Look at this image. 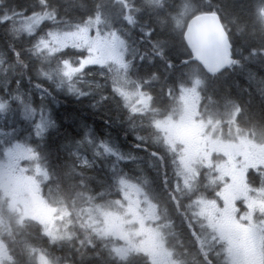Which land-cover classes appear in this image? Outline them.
<instances>
[{"label":"clouds","instance_id":"1","mask_svg":"<svg viewBox=\"0 0 264 264\" xmlns=\"http://www.w3.org/2000/svg\"><path fill=\"white\" fill-rule=\"evenodd\" d=\"M37 2L39 9L32 13L38 19L32 29L33 74L42 81L37 87L87 98L89 106L105 116V103L110 101L115 124L124 129V137L133 138L135 151L122 152L114 139L95 137L90 142L99 139L107 152L115 151L130 165L110 169L108 179L97 181L99 190L91 183L97 179L94 173L81 169L82 164L92 169L94 162L69 152L67 160L53 164L47 141L59 128L54 119L37 132L40 139L31 149L33 157L13 163L9 148L0 152V246L8 251L0 264H33L22 241L35 237L36 228L40 237H50L49 244L67 245L63 264H133L137 259L142 264H249V251L258 257L257 264H264V210L253 216L233 206V214L249 221V240L243 247L198 213L189 222L186 213L200 199L215 198L217 185L210 181L212 172L203 159H189L185 149H178L157 126L158 120L195 121L209 142L215 138L264 148V0H250L243 12L234 0H154L152 23L138 21L135 13L141 7L131 0H105L103 8L85 7L72 15L58 0ZM116 4L121 7L114 8ZM206 21L217 28L215 46L222 62L216 68L195 57L187 39L194 23ZM133 30L143 33L139 41L132 38ZM84 31L91 36L88 43L77 39ZM145 40L155 52L152 59L159 57L169 70L163 79L156 72L145 80L133 79L139 44ZM15 55L19 58V51ZM177 68L173 83L168 76ZM237 70L247 81L244 100L231 86L221 87V81ZM91 131L86 130L85 141ZM28 177L56 209L54 235L25 209ZM108 209L120 214L128 239H114L105 231L103 212ZM178 216L184 217L183 224ZM151 236L158 240V254L142 250L141 241ZM132 245L128 257L117 254L116 249ZM54 264H59L58 257Z\"/></svg>","mask_w":264,"mask_h":264},{"label":"trees","instance_id":"2","mask_svg":"<svg viewBox=\"0 0 264 264\" xmlns=\"http://www.w3.org/2000/svg\"><path fill=\"white\" fill-rule=\"evenodd\" d=\"M58 2L62 7L67 8L68 15L79 12L85 7L91 10L95 5H100L103 8L105 4V0H58ZM131 2L141 7V11L135 13L138 21L152 23V10L156 7L154 0H131ZM234 3L241 12L250 6V0H234ZM114 6L117 8V4ZM38 9L37 0H0V103L6 105L0 112V132L7 136L13 135V140L7 139L5 144L0 137V152L14 141L33 148L35 142L40 139L37 132L42 131L44 125L50 124L54 119L59 124V128L49 136L47 141L49 149L53 150V164L63 163L68 159L69 152L90 161L89 156L93 149V144L90 142L95 137H99L114 139L119 144L123 128L115 124L116 111L112 103L109 115L105 116V112L97 111L93 112V115L89 99H76L55 91L50 94L47 88L37 87V84L42 81H38L33 74L36 65V52L33 48L35 35L26 34L18 23L19 18L31 16L33 11ZM141 35L143 33L138 30L132 32V38L137 41ZM142 43L144 46L148 45L147 40L140 44ZM139 49L141 50V47ZM146 50L154 51L151 46H145L144 51ZM17 51L20 53L19 58L15 55ZM155 58L158 64L164 63L159 57ZM172 58L177 59L175 55ZM238 73L239 71L234 72L223 79L221 87L231 86L232 93L244 100L248 96V93L243 91L247 81ZM249 76L251 77V74ZM105 119L112 120V123H105ZM89 128H92V131L85 141V132ZM77 141H83V143L77 144ZM61 146L64 150H61ZM120 164L119 156L115 155L110 158L108 165L102 162L95 163L92 169H88L87 165L82 164L81 169L94 173L97 179L92 180L91 183L99 190L101 184L97 181L103 182L108 179V175H103L108 174L110 169L113 172L120 170ZM35 231L37 233L35 237H28L22 241L31 253L33 264H38L37 258L42 254L55 260L58 257L59 264H63V260L67 258V245L63 244L60 250L58 244L48 243L49 236H39V228Z\"/></svg>","mask_w":264,"mask_h":264},{"label":"flooded vegetation","instance_id":"3","mask_svg":"<svg viewBox=\"0 0 264 264\" xmlns=\"http://www.w3.org/2000/svg\"><path fill=\"white\" fill-rule=\"evenodd\" d=\"M145 46L150 47L149 44ZM145 46L143 43L139 44L141 50L137 56L135 71L132 74L133 79L139 78L145 80L150 77L153 72L158 73L159 77L163 79L169 70L164 63L158 64L156 58L152 59L155 52L149 50L144 51ZM140 55L144 57L142 60L139 58ZM177 72H179V68L168 76V80L174 83ZM153 90L155 91V87H153ZM158 95L162 96L163 93L160 92ZM166 102L167 99L165 98L164 103ZM110 104V101L105 103L107 113H110ZM91 111L92 113L96 112L92 107ZM169 121H174L177 129V136L171 139H169V132L167 129ZM157 126L161 130L162 135L178 145V149L179 147L185 149V156L189 159L195 157L203 159L206 170L211 169L212 172L209 178L210 181L217 185L215 198L200 199L196 205H193L191 211L186 213L189 222H193L195 219L194 214L198 213L199 216L205 218L210 225L218 227L229 238H234L239 247H243L249 240V221L241 219L239 213L233 214L232 210L235 205L242 211L248 209L253 216L257 211L264 210V179H262V177H264V148L250 146L245 142L236 144L215 138H212L209 142V140L201 134V129L192 131L186 125L172 119L158 120ZM122 131H124V129H122ZM122 133L123 132H121L120 143L118 144L122 152H129L130 150L135 151L132 149L134 142L133 138L131 136L124 137ZM108 147H113V144L109 143ZM115 155H117L115 151L107 152L105 150V145L100 143L99 140L93 144V149L89 157L90 161L94 162L93 165H95V163L100 164L101 162L108 165L110 158ZM119 158L121 163L120 170L128 169L130 167L128 161L121 159L120 156ZM129 159H131V156H129ZM107 175L108 174H105L103 176ZM208 196L211 197L212 193L209 192ZM132 199H135V197H132ZM245 200L248 201L247 204H245ZM129 211L134 212L135 209L129 205ZM177 219L183 224L184 217L178 216ZM135 222L137 224L140 223L138 218ZM121 230L123 231V237H112L117 240L129 238L127 226L122 218ZM184 230L187 232L186 226ZM143 241H141V243ZM59 246V249L62 250L63 244ZM133 247H135V245L132 246V248ZM119 249L120 248L116 249V252L121 257H128L132 252V249L128 251L127 247H123L121 253ZM142 250L144 251L143 248ZM42 255L46 259L45 264H54V258L47 257L44 254ZM7 256V249L0 246V259L6 258ZM39 257L40 255L37 258L38 264H40ZM247 260L249 264H257L258 257L252 251H249ZM133 264H142V261L137 259Z\"/></svg>","mask_w":264,"mask_h":264},{"label":"rangeland","instance_id":"4","mask_svg":"<svg viewBox=\"0 0 264 264\" xmlns=\"http://www.w3.org/2000/svg\"><path fill=\"white\" fill-rule=\"evenodd\" d=\"M121 7L120 4H117V8ZM115 8V6H114ZM38 23L37 17L31 15L24 18H19L18 26L24 31L26 34L30 35L33 34L32 29L36 27ZM14 30V28H12ZM91 35H95V32H93ZM77 39L84 41L85 43H88L91 39V36L87 31L81 32ZM99 44H103V38H101L98 41ZM99 55V53H97ZM191 96L187 97V100L190 101ZM6 107L4 103H0V112ZM183 125H186L188 128H190L192 131L199 130L200 127L195 123V121H181L180 122ZM168 132H169V139L174 138L177 136V129L174 121L168 122ZM3 132H0L1 141L3 144H5L6 140H13V135L7 136ZM6 138V139H5ZM5 148H9L10 151V160L11 162H15L17 160L25 161L29 158L33 157L35 154L31 151L32 148L27 146L24 143L21 142H11L6 146ZM4 148V149H5ZM1 151V150H0ZM39 171V169H37ZM24 190L28 194V199L25 201V209L31 214V216L35 219V221H38L40 225L47 226L51 233L55 234V228L57 224V217H56V209L52 207L44 198L40 201L39 204L34 203L32 199L33 193H41L39 184L33 179L32 177H28L27 181L24 185ZM103 222L105 226V231L115 237H123V231L121 230V216L118 212L108 209L104 210L103 212ZM158 241L156 240L155 236H152L145 241L141 243V247L146 252H151L153 254H158ZM134 246V245H132ZM131 247H127V250L130 251L132 249ZM122 248L119 249V252H122ZM40 264H45V257L43 255H40Z\"/></svg>","mask_w":264,"mask_h":264},{"label":"water","instance_id":"5","mask_svg":"<svg viewBox=\"0 0 264 264\" xmlns=\"http://www.w3.org/2000/svg\"><path fill=\"white\" fill-rule=\"evenodd\" d=\"M216 32V26L210 21L194 23L189 29L187 37L188 43L191 45L192 54L212 68L219 67L222 62L221 53L215 46L214 33ZM41 198L40 194H32L34 203L38 204Z\"/></svg>","mask_w":264,"mask_h":264}]
</instances>
